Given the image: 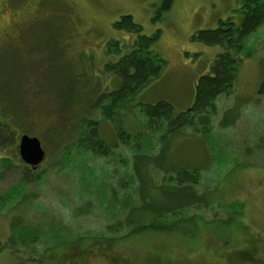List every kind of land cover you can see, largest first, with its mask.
Wrapping results in <instances>:
<instances>
[{
	"label": "rangeland",
	"instance_id": "374dc122",
	"mask_svg": "<svg viewBox=\"0 0 264 264\" xmlns=\"http://www.w3.org/2000/svg\"><path fill=\"white\" fill-rule=\"evenodd\" d=\"M31 2L29 29L0 40V123L9 126L0 127V242L6 244L0 264L16 256L42 257L46 264H264V95L256 93L264 76V23L246 39L234 88L216 98L208 132L198 126L197 134L185 128L168 138L167 160L199 168L194 192L210 194L213 207L190 209L173 231L125 236L116 228L126 197L121 191L112 202L110 195L131 181L129 151L119 147L104 159L76 146L84 118L97 120L101 136L115 141L114 123L95 100L121 85L106 66L128 52L135 35L113 23L128 14L144 33L160 30L156 48L167 61L164 71L117 113L125 131L146 133L132 105L166 101L175 112L190 107L198 77L222 50L191 35L227 17L239 24V0H173L154 21L161 0ZM224 116L232 123L221 124ZM23 133L37 137L45 150L35 170L18 155ZM156 133L152 150L142 140L143 153L155 155L161 145ZM152 175L159 183L161 173ZM106 204L112 206L105 210ZM229 214L231 224L209 223Z\"/></svg>",
	"mask_w": 264,
	"mask_h": 264
},
{
	"label": "trees",
	"instance_id": "16d2710c",
	"mask_svg": "<svg viewBox=\"0 0 264 264\" xmlns=\"http://www.w3.org/2000/svg\"><path fill=\"white\" fill-rule=\"evenodd\" d=\"M172 4L173 0H161L152 20L160 19L163 13L170 11ZM235 10L241 16L239 24L232 17H227L219 20L216 27L201 29L191 35L192 41L205 45H218L222 50L211 61L209 70L198 77L195 83L194 100L190 107L184 111L175 112L174 107L166 101L136 102L132 105L139 108V113L144 118L146 133L125 131L122 126L127 124L118 120V110L124 107L125 100L136 96L158 79L164 71L167 61L156 48L160 30L156 29L146 34L142 26L134 22L132 16L128 14L122 15L118 21L113 23L115 28L135 35L128 52L106 66L107 71L121 79V85L116 90L101 93L95 100V107H100L103 118L114 123L115 141L108 143L107 139L101 136L97 120L84 118L83 125L78 129L76 146L77 151L82 154L87 153L86 155L104 159L119 147H124L129 151L131 156L128 175L131 176V181L125 186L121 185L120 188L117 186L110 195L112 202L121 191L126 197L127 206L122 207L125 209L123 220L117 224L116 228V230L124 228L125 236L173 231L183 224L178 218H186L183 215L185 212L190 209L206 210L214 205L211 203L210 194L194 192V187L200 179L199 168L197 166L188 167L187 164L174 166L167 160V146L168 138L178 135L185 128L192 129L197 134L199 133L198 126H201V132L207 133L210 129L211 117L217 111L216 98L234 88L241 66L239 54L244 50L248 36L264 23V0H239V7ZM115 50L119 51V48L115 47ZM256 93L258 96L264 95V76L258 84ZM222 118L221 124L232 123L233 119H226V116ZM0 127L6 129L9 126L0 123ZM156 132L160 133L158 143L161 145L157 143L155 155L143 153L145 149L142 150V140H146L144 148L152 150L151 136L157 134ZM153 171L161 173L159 183L154 181ZM128 175L123 174L122 176ZM4 203L0 204V207ZM104 206L105 210H108L112 204ZM228 216L210 218L209 223L216 224L218 227L231 224L232 215ZM189 221H193L191 217L187 218V222ZM106 229L113 231V227L109 225ZM6 242L8 244V240ZM5 249L6 244L0 242V252ZM15 252L17 251L13 252L14 256H16ZM8 264H46V260L42 257L40 259L16 256L15 260Z\"/></svg>",
	"mask_w": 264,
	"mask_h": 264
},
{
	"label": "flooded vegetation",
	"instance_id": "af4514ba",
	"mask_svg": "<svg viewBox=\"0 0 264 264\" xmlns=\"http://www.w3.org/2000/svg\"><path fill=\"white\" fill-rule=\"evenodd\" d=\"M31 5V0H26L22 5L10 7L8 0H0V25L2 20H7L5 30L0 27V40L8 36L17 39L20 36L19 30L29 29V19L25 14ZM7 9L10 11L7 12Z\"/></svg>",
	"mask_w": 264,
	"mask_h": 264
},
{
	"label": "water",
	"instance_id": "95a60500",
	"mask_svg": "<svg viewBox=\"0 0 264 264\" xmlns=\"http://www.w3.org/2000/svg\"><path fill=\"white\" fill-rule=\"evenodd\" d=\"M18 154L26 165L35 169L44 157V150L37 137L22 134L18 141Z\"/></svg>",
	"mask_w": 264,
	"mask_h": 264
}]
</instances>
